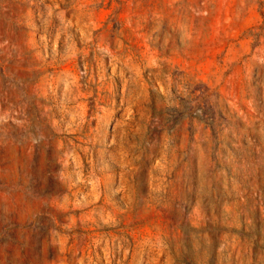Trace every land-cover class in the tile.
Instances as JSON below:
<instances>
[{
    "label": "rangeland",
    "instance_id": "1",
    "mask_svg": "<svg viewBox=\"0 0 264 264\" xmlns=\"http://www.w3.org/2000/svg\"><path fill=\"white\" fill-rule=\"evenodd\" d=\"M0 264H264V0H0Z\"/></svg>",
    "mask_w": 264,
    "mask_h": 264
}]
</instances>
